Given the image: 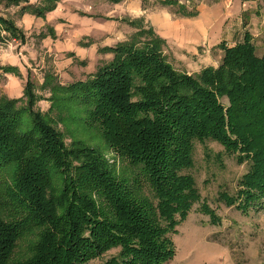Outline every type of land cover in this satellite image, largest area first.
I'll return each mask as SVG.
<instances>
[{
    "label": "trees",
    "instance_id": "1",
    "mask_svg": "<svg viewBox=\"0 0 264 264\" xmlns=\"http://www.w3.org/2000/svg\"><path fill=\"white\" fill-rule=\"evenodd\" d=\"M2 1L44 18L59 0ZM162 4L195 13L177 0ZM125 21L134 32L102 48L112 58L93 73L64 84L44 77L46 111L35 107L42 98L30 76L20 97L0 95V264L170 261L176 227L195 203L202 200L201 212L218 222L188 170L196 140L216 141L249 163L235 192L218 198L242 213L264 209V52L245 35L219 44L216 67L188 74L171 63L165 40L143 18ZM0 27L25 42L13 20L0 16ZM72 124L101 134L126 168L117 172L99 149L75 137ZM30 233L29 254L15 257L17 242Z\"/></svg>",
    "mask_w": 264,
    "mask_h": 264
},
{
    "label": "rangeland",
    "instance_id": "2",
    "mask_svg": "<svg viewBox=\"0 0 264 264\" xmlns=\"http://www.w3.org/2000/svg\"><path fill=\"white\" fill-rule=\"evenodd\" d=\"M36 1L29 0L30 3H35ZM177 1L178 4H185L188 9L198 4L203 5V8L204 6L208 7V4L205 3L207 0ZM140 3L143 8H154L157 3L162 4V0H140ZM21 6L22 4L14 6L6 5L3 1L0 2V16L13 20L15 25L21 28L26 36L25 42L20 43L19 39H9L8 33L0 27V68L5 66L8 59L12 56L22 58L30 67L34 68L33 75L30 78L34 83L35 92L42 98L36 102L35 107L41 111H46L50 105V100L48 99L50 93L48 89L41 88L44 77L50 74L53 76L51 81L59 83H62L63 79L55 74L54 57L52 55L49 56L48 53L46 54L40 44L42 42L41 39L44 38L41 36L49 31V26L46 23L43 24L41 19L31 14H20ZM73 6L74 8L69 7L64 10L66 14L64 26H67L64 31V40L80 42L81 45L87 47L92 43V39L84 33L87 32L86 30L89 27L91 29L93 20L102 23L104 30L108 31L109 37H107L111 44L122 36L131 35L135 30L133 28L134 30L129 32L126 29L124 33L121 31L122 26L119 25L118 28L120 30L114 31L116 29V15L113 8H116V4L112 5L107 0H91L88 6L77 4ZM168 8L172 13H176L178 10L176 5L168 6ZM69 13L83 17L85 21L82 26L73 25L68 19V16L71 15ZM135 14L140 13L137 12ZM138 18L144 19L142 15L138 17L125 16L122 17V21ZM144 23L149 25L145 22V19ZM71 30L75 34H72ZM82 32L83 35L81 34ZM100 55L102 58L98 59L95 68L102 62L112 58V53L109 52L106 54V52L101 51ZM166 55L176 68L187 70L186 68L190 67H185L182 63L177 65L170 54L167 53ZM71 56L68 53H64V60L70 59ZM195 69H198V65L195 66ZM41 72H43V78H41ZM5 78L0 71V95L8 92L13 97H20L23 93V88L21 90L19 87V91L16 88L12 90V84H9ZM66 79L69 80V78H64V83ZM20 86L23 87L24 83L20 82ZM20 93L21 95H18ZM5 95L11 96L9 94ZM221 102L225 104L226 99L222 98ZM58 127L63 130L61 125H58ZM72 127L75 128V137L99 149L108 158L109 162L115 164L117 172L120 173L121 170L126 168L124 167L126 164L107 147L101 134L84 131L76 124H72ZM64 137L65 141L69 143L71 135L66 133ZM248 165L247 161L239 163L234 154L227 153L216 141L206 139L204 142L197 140L194 142L193 167L188 170L195 179L201 198L204 199L209 207L214 209L218 222L215 225L211 224L209 217L201 212L199 205L202 200L199 203H195L187 218L176 227L177 232L173 235L176 251L172 259L166 264H264V209L258 211L249 209L247 213H242L234 206H227L218 198V193L221 191H226L229 194L235 192L237 181L248 170ZM147 190L148 188L145 185L144 192L147 193ZM34 239L35 236L32 233L22 237L17 242L14 256L22 258L29 254V243ZM115 251L116 249H112L104 255L107 256ZM97 262L98 260L94 259L90 261V264H96Z\"/></svg>",
    "mask_w": 264,
    "mask_h": 264
},
{
    "label": "crops",
    "instance_id": "3",
    "mask_svg": "<svg viewBox=\"0 0 264 264\" xmlns=\"http://www.w3.org/2000/svg\"><path fill=\"white\" fill-rule=\"evenodd\" d=\"M90 3L91 0H59L56 7L47 12L44 18L36 17L54 32V36L47 35L42 38L40 44L46 54L54 57V71L59 78L63 79L62 84H64V78H69L65 82L69 83L84 79L88 74L93 73L97 68L95 65L98 59L102 58L101 49L114 46L130 35L122 36L111 44L108 31L104 30L100 21L93 20L91 29L89 27L84 33L92 39V43L87 47L80 42L64 40V31L67 27L64 26V19H66L64 10L69 7L74 8V4L88 6ZM110 3L116 4V8H113L116 15L114 31L120 30L119 25L122 26L121 31L124 33L126 29L129 32L134 30V27L122 21V17L142 15L145 22L165 40L164 52L170 54L177 65L182 63L185 67L190 66L186 68L187 70H183L188 74H196L207 66L216 67L223 55L219 44L224 42L226 45H233L243 40L245 35L250 37L258 53L264 52V3L261 0H211V2L207 0L205 3L208 7L203 8V5L199 4L191 7L195 12L191 16L172 13L168 8L169 5L159 3L154 5V8H143L140 0H120ZM137 12L140 14H135ZM69 14L71 15L68 19L73 25L82 26L85 21L83 17H79L78 14ZM71 33L75 34L72 30ZM81 34L83 35V32ZM64 53L72 56L64 60ZM197 65L198 69H195ZM0 71L7 82L12 84L11 89L16 88L19 91V87L21 90L24 88L20 86V82L24 83L28 76H32L34 68L22 58L12 56L5 66L0 68ZM41 78H43V72H41ZM5 94L13 97L11 93Z\"/></svg>",
    "mask_w": 264,
    "mask_h": 264
},
{
    "label": "built area",
    "instance_id": "4",
    "mask_svg": "<svg viewBox=\"0 0 264 264\" xmlns=\"http://www.w3.org/2000/svg\"><path fill=\"white\" fill-rule=\"evenodd\" d=\"M264 2V0H262Z\"/></svg>",
    "mask_w": 264,
    "mask_h": 264
}]
</instances>
